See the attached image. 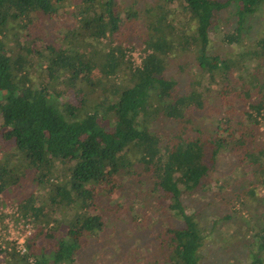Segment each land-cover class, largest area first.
Segmentation results:
<instances>
[{
	"label": "trees",
	"instance_id": "obj_1",
	"mask_svg": "<svg viewBox=\"0 0 264 264\" xmlns=\"http://www.w3.org/2000/svg\"><path fill=\"white\" fill-rule=\"evenodd\" d=\"M176 1L185 6V21L170 8ZM71 5L56 40L57 17ZM259 12L264 0H158L142 8L124 0H0V196L12 198L18 218L34 226L25 251L0 245V264H77L107 229L98 192L109 197L128 179L134 194L150 186L165 211L156 253L138 264H209L202 250L210 229L192 206L194 198L222 191L212 178L221 157L238 155L256 179L239 189L243 182L226 176L237 188L233 204L256 198V185L264 188V78L243 62L258 57L264 73V31L234 59L210 52V34L243 45ZM44 20L52 30L37 24ZM87 38L90 45L79 43ZM135 41L137 64L130 55ZM182 53L199 69L183 90L168 70ZM204 77L222 82L216 95L230 113L213 112L214 89H203ZM203 112L213 118L210 128L199 121ZM157 120L168 125L155 127ZM47 183L54 196H42ZM54 210L72 214L57 218ZM238 237L243 258L232 263L264 264V217ZM226 240L235 241L228 234Z\"/></svg>",
	"mask_w": 264,
	"mask_h": 264
},
{
	"label": "rangeland",
	"instance_id": "obj_2",
	"mask_svg": "<svg viewBox=\"0 0 264 264\" xmlns=\"http://www.w3.org/2000/svg\"><path fill=\"white\" fill-rule=\"evenodd\" d=\"M124 1L128 4H134L137 8H142L146 6L148 2H157L158 0ZM159 1L164 2V0ZM74 3L75 2H73V4ZM169 5L176 17L183 18L184 21L186 20L185 6L180 1L172 2ZM72 8L73 5L66 7V10H64L65 12H61L57 17L58 19L56 24L61 29L59 30L60 34H57L56 40L62 38L63 33L65 32L64 26H66L72 18L70 17L71 15L67 14V12H69ZM229 14V11H225L223 15L227 17ZM232 21L233 24H235L234 20ZM37 24L41 25V29L46 31L53 29V26L47 20H44L43 23L37 22ZM249 24L252 28L250 30L251 39L249 41H245L243 45L228 44L222 40L221 33H211L210 52L215 54L218 53L226 59H234L238 52H242L250 47L252 49L253 41H255V38L264 31V12H259L254 15L251 18V23ZM232 28L233 25L230 29ZM37 30L39 29L37 28ZM92 41V39L88 38L84 41L80 39L79 43H81V45L85 44L86 46V43H89L90 45ZM37 42H39V48H42V41ZM105 43L106 42H104V44ZM134 43L136 44L137 42H133V45ZM95 44H98L97 47L99 48L105 46L104 44H99L98 42H95ZM140 45L141 44L134 45L132 51L130 52L132 60L135 64L140 62L141 59ZM189 58H193V55L186 53L177 54L172 57V60L169 63V74L178 79L181 90L185 89L187 82L189 83V78L194 77L196 72L199 70L197 67L187 64V62H189ZM250 59L251 60L246 58L243 61L245 66L250 67V72L256 77L263 79L264 73L260 72L257 68L258 57ZM223 75L224 73L221 74V76ZM237 76L239 75L234 72L233 78H237ZM32 79L34 81L38 80V72L34 73ZM221 83L222 82L209 84L208 79L204 77L203 89H207L208 87L214 89L211 92V97L213 99L211 98L210 100L213 102L211 106L214 113H230V110L225 107V103H223L219 96L216 95L217 92L223 88ZM212 120L213 118L208 115L206 116L204 112L199 116V121H201L202 125L207 126L208 128H210L209 124ZM160 122V120H157L155 127L163 128V126L168 125L167 123L163 124ZM260 129L264 131V125H262ZM261 140H264V134L263 136L261 135ZM232 150L234 153L238 154L240 152V147L236 146L235 149ZM237 156L234 157L225 153L221 157V160H219L218 168L212 170V178L215 181H219L217 186L223 187L218 197L212 198V194H210L207 197H203L201 201H198L197 198L193 199V201L195 200L194 204L196 206L192 207L195 209L198 219L202 223L206 224L210 229L208 232V239L202 250V253L206 256L209 264H229L230 261L231 264H236V262L232 263V259L234 258H238L241 261L243 257H240V255L243 253V250L238 252L241 248V242L238 241V232L242 231L250 233L251 226L255 222H261L264 217V188L262 187L256 185V198L246 197L244 200H234V204L231 202L233 199L230 196L234 198V193H236L235 189L237 188L234 186L232 187L229 184L230 181H227L229 179H226V176H228L229 173H233L232 177L236 176L237 180L243 182L239 189L245 188L249 183H252V187H254L253 184H256V179L252 174L251 168L238 162ZM2 159H4V153L2 151V147H0V161H2ZM242 168L245 169L244 176L241 175L240 172ZM154 172L155 171L153 170V173ZM143 177H145V175H141L139 172L137 173V178ZM46 186V189H40L42 196L44 194L54 196V191L50 190L51 187L53 189V185L51 183H47ZM147 187L136 191L138 194H134L132 193L133 185L128 179L125 181V185H118L109 197L104 196L100 193V191L98 192L97 198L103 199L102 205L103 207L106 206L104 207V213L108 218L107 229L101 234L102 240L99 243H93L86 248L83 258L79 259V261L76 262L77 264H138L140 260H143V258H146V261L150 259L153 251L155 250L154 240L156 235L159 230L164 228L163 214L165 211L162 209L157 195L151 192L150 186ZM23 196L25 197L26 195ZM11 199L12 198L8 199V197L5 199L4 196H0V245L3 248L6 245H9V248L15 247L17 250H22L25 246H21L19 241L23 240L25 244L27 238L33 233L34 226L28 219L21 217L18 218L16 211L17 204L10 201ZM110 200H113V202L111 203ZM109 204H111L112 207ZM108 205L111 208L109 211L105 209ZM117 206L119 207L117 208ZM116 209L120 210L116 212ZM71 214V211L69 214H66V212H63L62 214L61 211L56 210L53 211V215L57 218L64 217L67 219L71 217ZM226 214H230L231 218L224 220ZM27 226H30L32 233L25 238V233L28 229ZM227 234L235 240L231 246L229 245L230 243L227 244ZM230 249L234 252H231ZM240 261L237 264H241ZM244 263H246V261H244Z\"/></svg>",
	"mask_w": 264,
	"mask_h": 264
},
{
	"label": "built area",
	"instance_id": "obj_3",
	"mask_svg": "<svg viewBox=\"0 0 264 264\" xmlns=\"http://www.w3.org/2000/svg\"><path fill=\"white\" fill-rule=\"evenodd\" d=\"M27 228H28V229H27V232L25 233V238L28 237V236L32 233V230L30 229V226H27ZM19 243L21 244V246L24 245V241H23V240H20ZM20 244H19V245H20ZM21 246H20V247H21ZM23 251H25V247L22 248V252H23Z\"/></svg>",
	"mask_w": 264,
	"mask_h": 264
}]
</instances>
